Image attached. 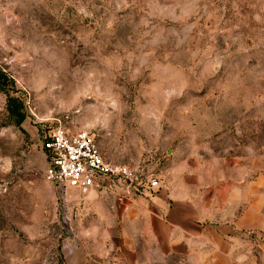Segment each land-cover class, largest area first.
<instances>
[{
    "label": "rangeland",
    "instance_id": "rangeland-1",
    "mask_svg": "<svg viewBox=\"0 0 264 264\" xmlns=\"http://www.w3.org/2000/svg\"><path fill=\"white\" fill-rule=\"evenodd\" d=\"M0 70V264H264V0H0ZM57 125L133 181L47 180Z\"/></svg>",
    "mask_w": 264,
    "mask_h": 264
},
{
    "label": "built area",
    "instance_id": "built-area-1",
    "mask_svg": "<svg viewBox=\"0 0 264 264\" xmlns=\"http://www.w3.org/2000/svg\"><path fill=\"white\" fill-rule=\"evenodd\" d=\"M40 145L47 164L45 177L57 187L88 194L112 192L133 181L129 168L110 163L86 131L72 132L61 125L44 127ZM158 188L157 179L148 180L147 190Z\"/></svg>",
    "mask_w": 264,
    "mask_h": 264
},
{
    "label": "crops",
    "instance_id": "crops-1",
    "mask_svg": "<svg viewBox=\"0 0 264 264\" xmlns=\"http://www.w3.org/2000/svg\"><path fill=\"white\" fill-rule=\"evenodd\" d=\"M159 212H160V209H159ZM164 213L167 215V209L164 210ZM256 213V216L258 215L257 212ZM142 216H145L147 219H145L143 222H144V225H143V230L138 234V236L142 237L143 240H145V237H148L150 235L151 237V222L153 220H156V219H149V215L147 213H142ZM248 211L243 215L241 216V218L239 219V223L240 224H243L245 222V220H248ZM169 221H172L171 219H167ZM258 221V220H257ZM156 222L158 223L159 221L156 220ZM154 227V231H153V235L155 238H157L159 240V243L160 244H164L166 243L165 242V235L164 234H161L159 235V233L155 230V225H153ZM126 238V237H125ZM126 239H123V241H125ZM118 258H117V262L115 264H146V263H141L138 259V256L135 252V250H133V246H128L127 244L123 245V247L121 248V251L118 252Z\"/></svg>",
    "mask_w": 264,
    "mask_h": 264
},
{
    "label": "trees",
    "instance_id": "trees-1",
    "mask_svg": "<svg viewBox=\"0 0 264 264\" xmlns=\"http://www.w3.org/2000/svg\"><path fill=\"white\" fill-rule=\"evenodd\" d=\"M7 82H10L11 85L14 84L9 75L0 70V91L6 95L7 109L16 118V124L19 125L25 119V113L22 109V103L13 97L7 87H5Z\"/></svg>",
    "mask_w": 264,
    "mask_h": 264
}]
</instances>
